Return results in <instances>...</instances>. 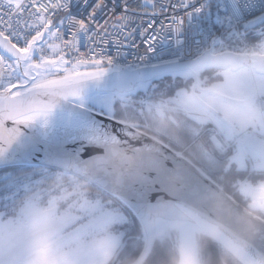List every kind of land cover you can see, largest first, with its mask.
<instances>
[{
    "label": "snow or ice",
    "instance_id": "1",
    "mask_svg": "<svg viewBox=\"0 0 264 264\" xmlns=\"http://www.w3.org/2000/svg\"><path fill=\"white\" fill-rule=\"evenodd\" d=\"M211 6L212 0H0V152L9 130L52 107H33L34 93H73L79 81L100 76L111 63L107 45L123 47L121 37L135 45L138 33L146 55L157 60L168 52H153L158 44H174L169 64L183 77L165 83L160 102L116 121L102 155L22 191L10 174L0 176L17 189L0 210V264H10L13 251L3 237L16 235L28 211L34 264H49L52 245L62 259L75 256L73 245L99 229L109 230L108 254L131 264H166V248L180 264H202L201 243L207 264H264V0H215L223 12L216 32L193 24L209 20ZM189 32L202 38L180 39ZM81 65L95 70L75 71ZM61 71L47 82L54 88L38 83ZM34 187L47 206L16 213Z\"/></svg>",
    "mask_w": 264,
    "mask_h": 264
},
{
    "label": "water",
    "instance_id": "2",
    "mask_svg": "<svg viewBox=\"0 0 264 264\" xmlns=\"http://www.w3.org/2000/svg\"><path fill=\"white\" fill-rule=\"evenodd\" d=\"M79 67L75 71L95 70ZM103 68L100 76L79 81L73 93L56 96L34 93L30 100L33 107L43 109L51 104L52 107L17 131L9 130L11 140L0 152V169L39 166L74 170L89 157L103 154L102 145L113 136L115 122L124 120L114 115L116 102L123 103L130 96L147 92L162 77L178 74L169 63L148 66L146 70L122 65ZM63 75L64 72L45 75L38 83L51 89L55 86L47 82ZM6 124L12 127L10 121ZM152 202H156L155 198Z\"/></svg>",
    "mask_w": 264,
    "mask_h": 264
},
{
    "label": "clouds",
    "instance_id": "3",
    "mask_svg": "<svg viewBox=\"0 0 264 264\" xmlns=\"http://www.w3.org/2000/svg\"><path fill=\"white\" fill-rule=\"evenodd\" d=\"M54 179L51 178L50 180ZM38 187H34L32 190L24 193L21 198V202L16 208V213H21L22 209H25L29 204H35L38 207H46V198H37L35 196ZM64 205L61 204L57 208V212L63 210ZM15 214V213H14ZM7 219V218H6ZM109 230L99 229L92 234L83 238V241L79 245H73L78 247V251L75 256H67L62 259V250L52 245L49 253V264H131V258L127 256L121 257L117 260V254L112 252L108 254L107 246ZM5 250L7 251L9 245L12 246V259L10 264H34V248L36 242L33 237V224L30 211L21 213V225L16 235L9 240L7 236L2 239ZM206 245L201 243V260L202 264H207V257L205 254ZM166 264H180L178 254H173L169 249H165ZM147 264V261H145Z\"/></svg>",
    "mask_w": 264,
    "mask_h": 264
},
{
    "label": "built area",
    "instance_id": "4",
    "mask_svg": "<svg viewBox=\"0 0 264 264\" xmlns=\"http://www.w3.org/2000/svg\"><path fill=\"white\" fill-rule=\"evenodd\" d=\"M141 3H144V0H140ZM119 11V10H118ZM151 11V9H149V12ZM208 12L210 13V19L209 20H194L193 24L199 23L201 28H207L209 25H211L212 27V31L216 32L219 28L220 25L216 23V16L217 15H221L223 16V12L218 13L215 7V0H212V6L208 9ZM258 14V13H256ZM249 18H252L251 16ZM114 23V22H113ZM129 28H126L125 31H129ZM34 34V33H33ZM69 37L65 36L64 39L67 40ZM202 38L201 34H198L194 37L191 36V33L189 32L188 35L186 36H181L180 39L188 41L189 39H191V42H195V40H199ZM132 39L135 41V45L129 43L127 40H124L123 37H121V40L123 42V47H121L119 44L117 45H112L111 43H109L107 45V49H106V54L110 55L111 58V63H106L104 62V65H122V66H132L135 65L139 60H145L148 64V66H152V65H158V64H164V63H169L170 61L173 60V56L170 54L171 52L175 51L176 46L174 44H168V45H157V49H153V52L160 51V47H166L168 48V52H165L164 55L161 57L162 59L157 60L155 58H151V54H147V45L141 43V40L139 38L138 33L132 37ZM49 40L52 43L55 44H61V41H55L52 40L51 37H49ZM161 44L163 43V41L160 42ZM87 49L83 46V34H81L80 37V52L84 53L86 52ZM96 51H99V49L97 48ZM91 55V54H89ZM67 59H72L71 57H67ZM85 59H87L88 57L85 56ZM97 59H99V57H97ZM79 67L75 68V70H78Z\"/></svg>",
    "mask_w": 264,
    "mask_h": 264
},
{
    "label": "flooded vegetation",
    "instance_id": "5",
    "mask_svg": "<svg viewBox=\"0 0 264 264\" xmlns=\"http://www.w3.org/2000/svg\"><path fill=\"white\" fill-rule=\"evenodd\" d=\"M174 79L172 76H165L153 84V87L149 88L145 93H138L137 95L130 96L124 101V104L132 105L135 110L138 111L140 108H146L150 104L158 103L163 99L165 83L170 82ZM176 79L183 80L182 76H176ZM126 119V118H123ZM62 170L50 168V167H39V166H13L0 169V176L5 173L10 174L16 184L22 189H26L36 183L50 180ZM5 181L0 180V210L3 209L5 204H11V199L5 200V196H10L13 191L17 189H9L5 187Z\"/></svg>",
    "mask_w": 264,
    "mask_h": 264
},
{
    "label": "trees",
    "instance_id": "6",
    "mask_svg": "<svg viewBox=\"0 0 264 264\" xmlns=\"http://www.w3.org/2000/svg\"><path fill=\"white\" fill-rule=\"evenodd\" d=\"M83 68H89V67H85L83 66ZM114 115L118 118H127L129 115H131L135 110V107L132 105H128V104H124L121 102H116L115 106H114Z\"/></svg>",
    "mask_w": 264,
    "mask_h": 264
},
{
    "label": "rangeland",
    "instance_id": "7",
    "mask_svg": "<svg viewBox=\"0 0 264 264\" xmlns=\"http://www.w3.org/2000/svg\"><path fill=\"white\" fill-rule=\"evenodd\" d=\"M67 59V58H66ZM71 65H69V68L71 69ZM62 72V71H61ZM46 76H51L50 74H45Z\"/></svg>",
    "mask_w": 264,
    "mask_h": 264
}]
</instances>
